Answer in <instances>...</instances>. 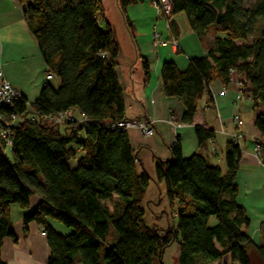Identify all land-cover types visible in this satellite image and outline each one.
I'll return each instance as SVG.
<instances>
[{
	"label": "trees",
	"instance_id": "trees-1",
	"mask_svg": "<svg viewBox=\"0 0 264 264\" xmlns=\"http://www.w3.org/2000/svg\"><path fill=\"white\" fill-rule=\"evenodd\" d=\"M16 1L46 71L59 84L47 82L31 106L22 95L0 109L4 117L24 118L11 132L12 158L0 142V264H7L1 259L5 238L17 241L12 204L25 211V234L31 222L45 233L47 264H154L175 243L180 245L178 264H211L224 255L251 264L252 246L264 261V237L254 244L246 210L236 202L240 142H227L225 171L202 153L184 158L180 144L172 146L171 158L155 166L156 182L165 188L158 203L167 200L176 224L150 226L145 204L154 178L142 167L127 130L115 126L128 119L116 73L120 46L102 0ZM247 1L171 0V15L185 13L194 32L212 33V39L207 55L191 59L186 71L172 61L164 63L160 88L163 96L182 101L181 121L192 125L204 95L207 106L214 105L209 84L220 80L228 86L232 73L239 74L240 93L254 106L264 161V0L250 7ZM118 2L131 29L126 9L138 1ZM170 29L176 39L174 25ZM141 66L146 84L151 69L143 58ZM59 113L75 119L58 123ZM194 131L200 146L216 137L206 123L195 124ZM33 196L39 197L35 206L30 205ZM52 219L71 232H57L48 223Z\"/></svg>",
	"mask_w": 264,
	"mask_h": 264
},
{
	"label": "crops",
	"instance_id": "crops-1",
	"mask_svg": "<svg viewBox=\"0 0 264 264\" xmlns=\"http://www.w3.org/2000/svg\"><path fill=\"white\" fill-rule=\"evenodd\" d=\"M137 1L126 9L131 29L120 12L118 0H108L114 20L112 22L107 17L106 20L113 25L120 46L116 73L123 91L125 118L146 120L152 127V132L148 135L141 133L138 127L127 130L130 143L142 167L154 178L147 193V210L156 213V208H162L158 206L157 197L165 188L162 182H156L155 165L160 160L171 158L173 139L178 138L184 158H189L196 152L202 153L211 164L218 165L225 171L226 144L233 140L232 135L238 132L241 135L239 140L243 152L234 181L238 188L236 202L238 206L245 208L250 221L248 235L255 245H259L264 237V161L256 151L261 133L254 125L255 111L252 102L240 93V76L236 72L232 73L228 86L220 80H213L209 86L214 105L208 107L209 97L204 95L199 111L193 118L194 124L182 123L181 118L186 109L181 100L163 96L160 71L167 61H172L180 70L186 71L191 59L207 55L212 33L198 35L192 30L183 12L164 18L150 0ZM100 23L105 26L103 19ZM171 24L178 33L177 46L172 44L175 37L170 29ZM156 33L166 41L165 45L155 42ZM141 58L148 61L151 69L146 84ZM0 73L26 97L29 106L36 102L47 82L54 87L59 84L55 78H47L46 64L38 49L37 39L31 33L22 6H19L16 0H0ZM171 115L175 121H171ZM236 115L241 119V123H234L233 117ZM203 123L216 130V137L200 146L194 125ZM38 201L39 197L33 196L30 198V205L35 206ZM154 206L155 208H152ZM163 210L166 211L161 212L162 220L158 225L162 228L169 225L167 218L170 214L167 207ZM24 213L19 205H11L9 215L17 241L11 237L5 238L1 259L7 264H47V237L35 222H31L29 232L24 233ZM48 223L63 235L71 232L53 219L48 220ZM179 248L180 245L175 243L165 249L160 263L154 264H178ZM248 251L251 264H264L254 246L248 248ZM211 264L239 262L233 261L230 255H224Z\"/></svg>",
	"mask_w": 264,
	"mask_h": 264
},
{
	"label": "built area",
	"instance_id": "built-area-1",
	"mask_svg": "<svg viewBox=\"0 0 264 264\" xmlns=\"http://www.w3.org/2000/svg\"><path fill=\"white\" fill-rule=\"evenodd\" d=\"M151 4L155 6L162 14V16L165 18H169L171 16V0H153L151 1ZM155 42L158 44L165 45L166 41L159 36L157 33L155 34ZM172 44L177 46V39H172ZM47 78H53V75L50 73H47ZM238 85L241 87V82H238ZM22 94L20 91L14 87L7 79H5L0 73V109L3 108V106H12L14 104V101L18 98H20ZM234 118V123H241V119L236 115ZM31 121H34V119L31 117ZM75 119L74 116L71 113H59V115L56 117L55 121L62 122L66 120H73ZM171 121L174 120V116L171 115L170 117ZM85 120V119H82ZM24 118L18 116L17 114H10L6 117H4L0 113V142H3L5 146L7 147H12V139H10L11 132L13 127L18 123V122H23ZM122 130L126 131L130 128L138 127L144 135H148L152 132V127L150 125V122H147L146 120H125V121H120L117 122L115 125ZM233 140H238L240 142V134L234 133L233 135ZM173 146L179 145V140L176 137L172 141ZM256 151L258 156H260L261 150L260 146L257 144L256 145ZM264 183V179H263ZM44 233V232H43Z\"/></svg>",
	"mask_w": 264,
	"mask_h": 264
},
{
	"label": "rangeland",
	"instance_id": "rangeland-1",
	"mask_svg": "<svg viewBox=\"0 0 264 264\" xmlns=\"http://www.w3.org/2000/svg\"><path fill=\"white\" fill-rule=\"evenodd\" d=\"M258 0H248L247 1V3H246V6H248V7H250V6H252L254 3H256ZM102 2H103V5H104V8H105V13H106V17L109 19V20H114L113 18H114V13H113V11H112V9H111V3L110 2H108V0H102ZM113 22V21H112ZM6 153H7V155H8V157L9 158H12V150H10V148L9 147H6ZM71 164H75L73 161H72V163ZM158 187V186H157ZM148 195V194H147ZM147 195H146V204H145V211H146V216H145V220H146V222L150 225V226H152V225H155V226H158L159 224H160V222H161V220H162V216H160L161 215V212L163 211V209H164V207L166 208L167 207V200L166 199H164L163 200V202H162V204H159L158 206H160V207H162V208H156V210H158V212H156V213H152V212H149L148 210H147V207H146V205L148 204V200H147ZM157 199H158V197H157ZM158 201H160L159 199H158ZM152 208H155V206L154 207H152ZM168 221L171 223V224H173L174 225V223L176 224V220H175V218L172 220L171 219V216H170V214H169V216H168ZM102 252H104V250L102 251Z\"/></svg>",
	"mask_w": 264,
	"mask_h": 264
},
{
	"label": "water",
	"instance_id": "water-1",
	"mask_svg": "<svg viewBox=\"0 0 264 264\" xmlns=\"http://www.w3.org/2000/svg\"><path fill=\"white\" fill-rule=\"evenodd\" d=\"M114 34H115V31H114ZM164 211H166V210H163L162 212H164ZM161 215H162V214H161ZM161 215H160V216H161Z\"/></svg>",
	"mask_w": 264,
	"mask_h": 264
}]
</instances>
